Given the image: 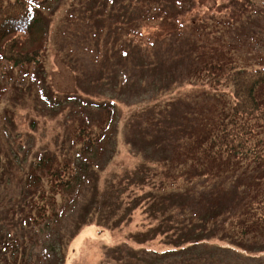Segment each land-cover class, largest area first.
Returning a JSON list of instances; mask_svg holds the SVG:
<instances>
[{
    "label": "rangeland",
    "instance_id": "374dc122",
    "mask_svg": "<svg viewBox=\"0 0 264 264\" xmlns=\"http://www.w3.org/2000/svg\"><path fill=\"white\" fill-rule=\"evenodd\" d=\"M139 2L146 0H56L38 14L47 46L40 66L25 76L2 63L0 264H264V252L256 253L261 248L236 249L220 227L234 210L221 194L231 193L230 181L212 187L202 181L190 209L181 195L166 198L170 192L160 181L161 160L171 154L168 140L174 133L183 137L193 121L188 125L183 116H195L216 94L184 77L196 34H215L231 45L239 66L264 68V0H158L174 20L162 14L142 32L158 42L177 37L176 44L158 43L159 57L166 52L162 68L148 61L153 52L135 49L128 39L135 20L147 15L138 14ZM210 18L219 23L211 35L201 26ZM106 103L118 112L113 152L89 167L84 194L60 231L31 227L24 192L30 167L43 154L80 164L70 127L84 116L99 120ZM200 199L217 216L214 222L194 219Z\"/></svg>",
    "mask_w": 264,
    "mask_h": 264
},
{
    "label": "trees",
    "instance_id": "16d2710c",
    "mask_svg": "<svg viewBox=\"0 0 264 264\" xmlns=\"http://www.w3.org/2000/svg\"><path fill=\"white\" fill-rule=\"evenodd\" d=\"M53 3L54 0H6L0 3V62H10L26 76L30 68L40 64L47 46L46 34L38 27V14L40 10L50 9ZM158 5V0L137 3L141 10L138 14L141 16L144 10L147 14L148 10L149 17L135 20V28L128 39L135 49L137 47L146 54L153 52L148 61L156 62L157 67L162 68L166 54L161 50L163 56L159 57L158 43L169 46L176 44L178 39L174 36L165 43L158 42V36L148 38L143 34L142 29L152 27L162 14L166 20H174L166 13L169 10L164 12ZM210 20L201 26L203 31L210 28L206 34L211 35L212 30L216 33L219 23L215 18ZM196 36L199 45L194 43L191 48L193 61L184 71V77L189 83L204 82L216 94L207 106L199 107L193 121L190 114L183 116L186 122L192 123L187 131L182 128L183 137L173 139L177 145L162 162L166 180L175 188L180 187L181 181L186 188L202 180L210 183V187L230 181L235 186L231 193H221L234 209L226 224L220 226L226 234L225 239L240 251L251 253L250 249L255 246V249H262L256 253L264 252V68L239 66L235 49L227 46L225 41L219 43L215 34L203 37L198 32ZM156 74L161 76L162 73L156 68ZM5 95L6 86L0 78V102ZM88 122L83 118L82 123L72 129L73 146L83 159L79 160L80 164L43 155L30 168L24 192L26 190L29 195L25 219L31 227L53 233L60 231L84 194L90 177L89 167L105 156L115 131L114 108L103 106L101 119L95 126ZM219 190L224 192L223 187ZM202 201L199 216H207L208 221L214 222L217 216L212 215L211 207ZM217 204L218 201H214V208ZM216 236L219 235L216 233ZM8 248L11 249L10 243ZM117 260L122 261L121 258Z\"/></svg>",
    "mask_w": 264,
    "mask_h": 264
}]
</instances>
